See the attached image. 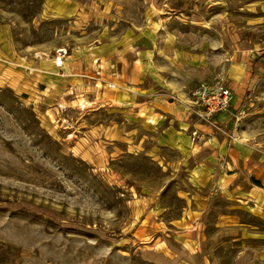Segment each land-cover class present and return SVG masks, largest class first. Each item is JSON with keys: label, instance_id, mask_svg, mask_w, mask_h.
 <instances>
[{"label": "rangeland", "instance_id": "374dc122", "mask_svg": "<svg viewBox=\"0 0 264 264\" xmlns=\"http://www.w3.org/2000/svg\"><path fill=\"white\" fill-rule=\"evenodd\" d=\"M262 53L264 0H0V264H264Z\"/></svg>", "mask_w": 264, "mask_h": 264}, {"label": "built area", "instance_id": "2783aa9c", "mask_svg": "<svg viewBox=\"0 0 264 264\" xmlns=\"http://www.w3.org/2000/svg\"><path fill=\"white\" fill-rule=\"evenodd\" d=\"M192 96L193 104L198 107L197 115L208 120L210 116L231 107L233 93L230 86L224 83L212 87L201 84L192 91Z\"/></svg>", "mask_w": 264, "mask_h": 264}, {"label": "trees", "instance_id": "16d2710c", "mask_svg": "<svg viewBox=\"0 0 264 264\" xmlns=\"http://www.w3.org/2000/svg\"><path fill=\"white\" fill-rule=\"evenodd\" d=\"M260 57H261V58H264V53H262V54L260 55Z\"/></svg>", "mask_w": 264, "mask_h": 264}, {"label": "bare ground", "instance_id": "6f19581e", "mask_svg": "<svg viewBox=\"0 0 264 264\" xmlns=\"http://www.w3.org/2000/svg\"><path fill=\"white\" fill-rule=\"evenodd\" d=\"M59 61V63H61L60 59H57Z\"/></svg>", "mask_w": 264, "mask_h": 264}, {"label": "crops", "instance_id": "0c3cea01", "mask_svg": "<svg viewBox=\"0 0 264 264\" xmlns=\"http://www.w3.org/2000/svg\"><path fill=\"white\" fill-rule=\"evenodd\" d=\"M234 106L236 107V105L234 104ZM220 115V114H219ZM220 117V116H219Z\"/></svg>", "mask_w": 264, "mask_h": 264}]
</instances>
